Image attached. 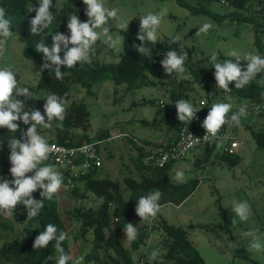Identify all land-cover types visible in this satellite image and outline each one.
<instances>
[{
  "label": "rangeland",
  "instance_id": "obj_1",
  "mask_svg": "<svg viewBox=\"0 0 264 264\" xmlns=\"http://www.w3.org/2000/svg\"><path fill=\"white\" fill-rule=\"evenodd\" d=\"M58 5L69 4L80 13L85 21L86 5L82 0H56ZM185 5L176 0H103L105 7L118 9L116 19H110L107 27L113 39L120 37L121 44L115 48L104 43L103 26L96 29L100 39L91 50L100 63H117L122 53V31L117 23H127L139 31L140 17L148 13L165 14L157 29V41L165 42L175 36L180 42L193 49L191 64L202 68L203 72L215 73L214 63H223L226 59H236L230 55L236 51L241 61L248 53L257 54L254 45L256 16L245 11H234L232 7L220 6L209 0H183ZM38 0H29L28 9L38 7ZM226 15V16H225ZM225 16L223 19L219 17ZM245 16L247 17L245 19ZM254 19V21H253ZM209 23L212 27L207 33L197 35L199 28ZM128 26V27H129ZM259 41L264 44V31L258 32ZM4 51L0 53V68H10L18 78L19 86L34 89V97L45 100L49 93L37 89L41 69L34 61L25 57L23 44L19 36L12 34L4 38ZM216 59L213 60L212 57ZM147 73L139 87L128 90L124 84L116 85L109 79L93 86V95L86 93L79 82L70 85L69 97L64 107L71 101L85 104L89 112L87 136L92 141H99L97 146L101 155V166L97 169L96 179L116 180L120 183L124 199L130 197L122 181L125 177L137 179L134 159L137 149L129 141L131 137L144 142H158V137L169 136L168 126L162 119V111L169 102V95L178 90L177 83L183 80L182 93L187 94V101L206 99L212 106L216 103H229L231 112H238L250 99H243L237 94H226L217 86L205 82L197 83L191 76L174 72L171 76ZM264 105V97L253 100ZM159 102H163L160 106ZM61 128V120H54L51 128L38 126V132L46 140L55 141V130ZM263 137L259 145L254 137ZM72 135H80L81 130L73 129ZM239 147L236 155L239 163L230 167L221 160L219 147L212 150L208 162L201 159L203 149L196 148L188 152L185 159L173 163L169 172L172 184L177 189L160 206V212L154 218L141 220L135 213L130 223L138 230L142 229L144 238L133 249L134 241H128L124 230L118 236L119 242L130 251L133 264H152L163 261L164 251L160 248L162 230L160 222L183 229L187 239L197 250L205 264H264V252L248 251L252 237H244L245 232H254L264 244V111L250 115L236 132ZM118 136V137H117ZM183 172L182 181L174 179L176 172ZM77 192V193H76ZM76 192L59 190L54 194L58 202L62 221L69 233V249L73 264H92L86 256L100 257L102 250L93 246L91 229L82 232L81 225L74 217L78 209L96 210L102 199L90 192H83L80 184ZM83 192V193H82ZM80 194V195H79ZM82 194V196H81ZM160 201V200H159ZM246 201L250 205L247 221L235 217L231 207L233 202ZM22 204L14 212L5 216L4 221L12 231H0L1 241L21 234L23 224L19 221ZM235 217L236 223L232 224ZM115 222H112L113 228ZM127 224H125L124 229ZM159 250L153 260L151 252ZM45 264H55V259Z\"/></svg>",
  "mask_w": 264,
  "mask_h": 264
},
{
  "label": "trees",
  "instance_id": "obj_2",
  "mask_svg": "<svg viewBox=\"0 0 264 264\" xmlns=\"http://www.w3.org/2000/svg\"><path fill=\"white\" fill-rule=\"evenodd\" d=\"M179 4L185 5L183 0H176ZM224 7H232L234 11H245L252 13L256 16L255 20V40L254 45L257 50V55L264 57V44L259 41L258 32L262 30L264 22V0H224L227 5L220 4V0H209ZM29 0H0V7L6 11V19L11 21V32L19 36V41L23 44V53L25 57L34 61L41 69L44 63L43 54L38 53L35 48L36 44L44 42L49 48L52 45L51 35L55 32L64 35H70L67 28L68 17L76 14L78 18L85 22L84 17L77 12L69 4L58 5L56 0H52L51 11L53 13V22L45 31L39 35H33L30 31V21L35 16V12L29 14L26 8ZM39 7V5H38ZM226 16V15H225ZM225 16L219 17L223 19ZM247 17L245 16V19ZM254 21V19H253ZM263 31V30H262ZM138 31L131 26L122 31V53L120 54L117 63H100L94 53L91 55V63L77 64L73 68L61 67L63 78L57 80L55 78L54 70L41 71V77L37 82V89L44 90L49 94L59 95L63 102L69 97L70 85L73 82H79L85 89L86 93L93 95V86L102 83L105 79L111 80L116 85L124 84L128 90L139 87L143 82L147 73L164 76L161 69V61L164 55L169 50H176L178 53L183 48L187 51L188 56L185 60L186 72L182 73L186 76H191L194 81L199 84L209 83L210 86H217L214 74L210 71L203 72L202 68H198L191 64L193 49L183 45L180 40L177 43H172V39H167L165 42L157 41L156 44L146 42L145 46L151 50L150 55L145 56L138 53L133 45H140L142 42L137 39ZM71 46V45H70ZM63 58L64 53H60ZM233 63H237L236 59H230ZM242 70L247 69L248 61H238ZM16 75V74H15ZM17 78V75H16ZM18 81V78H17ZM183 80L177 83L178 90L169 95V102L164 106L162 111V119L168 126V130L172 134L183 126L177 118V110L175 102L181 99L187 100V94L182 93ZM18 87H27L19 86ZM33 93L31 99L26 100V110L37 109L44 114V104L46 100H38L34 97V89L27 87ZM229 93L237 94L243 99L258 100L264 97V72L257 74L248 85L243 88H235V84L230 83ZM228 94V93H226ZM16 94L14 93V96ZM17 99L24 100V97L17 96ZM261 113V112H260ZM54 121V120H53ZM17 123L24 125L22 121ZM29 127L30 125H24ZM89 112L85 104L81 102L71 101L65 106L64 119L61 120V128L55 131V142L68 146H79L92 141L87 136L89 129ZM73 129L81 130L80 135H72ZM17 132H10L6 128H0V178L5 180H12L9 169L11 164L9 161L10 148L9 141L15 138ZM254 137L259 145L263 142L258 134ZM131 142V141H130ZM132 143V142H131ZM133 144V143H132ZM135 147V146H134ZM212 154V148H204L201 159L208 162ZM140 155H137L135 161V168L137 171V179L125 177L122 181L125 189L130 193L128 199H124L120 183L116 180L109 179H96L94 175L96 170L91 171L82 178L83 192L87 191L102 199L101 204L96 210L92 209H78L74 217L79 221L82 232L91 229L93 232V246L102 250L100 257L86 256V260L93 261L92 264H133L130 251L122 246L118 240V236L124 230V226L130 223L133 214L136 213L135 209L138 199L141 196H146L155 190H160L162 196L159 204L161 205L168 198L171 197L177 189L181 186L172 184L169 178V172L172 164H167L163 168L146 167L141 164ZM221 160L228 163L230 167L236 166L240 158L238 155H221ZM50 165L48 159L43 161L38 166ZM28 175H34V171ZM12 186V185H10ZM78 187L71 192H76ZM42 189H37L33 194L36 200L41 199ZM82 192V193H83ZM77 193V192H76ZM80 195V194H79ZM82 196V194H81ZM44 206L40 209L39 214L34 218H27V208L22 204V212L19 214V221L23 224L21 234L15 235L8 240L1 241L0 245V264H45L51 256L55 260L58 258L59 253L55 250V242H50L45 248L34 249L33 243L35 238L44 231L45 226L49 223L56 226L58 232H67V229L62 221L57 200L52 196L50 200L44 199ZM9 215V214H8ZM4 214H0V231H12L7 224L1 221L5 220ZM119 221L111 228L112 222L115 218ZM160 229L162 230V239L160 248L164 251L163 261H153L152 264H205L197 250L193 247L191 242L187 239L186 233L183 229L170 225L165 221L160 222ZM69 237V233H68ZM144 238L142 229L138 230V238L134 241L133 249H136L140 241ZM62 247L64 253L70 255L68 238L63 242ZM67 264H73L69 260Z\"/></svg>",
  "mask_w": 264,
  "mask_h": 264
},
{
  "label": "clouds",
  "instance_id": "obj_3",
  "mask_svg": "<svg viewBox=\"0 0 264 264\" xmlns=\"http://www.w3.org/2000/svg\"><path fill=\"white\" fill-rule=\"evenodd\" d=\"M39 7H31L28 12L35 11L34 18L30 21V31L33 35H39L45 31L53 22L54 16L51 11L52 0H38ZM86 5L85 15L88 20L82 22L76 14L68 17L67 28L70 35H64L55 32L51 35L52 45L49 48L40 42L36 44L35 50L43 54L44 63L41 71L47 69L54 70L55 78L61 80L63 72L61 67L73 68L78 63H91V50L96 42L100 39V33L96 29L103 26V34L106 39L104 43L112 48L121 44V38L113 39L109 35L110 28L106 25L110 19H116L118 9L105 7L103 0H82ZM165 13H148L140 17V28L137 33V39L142 43L133 45L135 50L145 56L150 55L151 50L145 46L146 42L152 44L157 43V29L161 24L162 17ZM6 11L0 7V53L4 51L3 45L5 39L12 35L11 21L6 19ZM120 29L128 28L127 23H117ZM212 27L209 23H204L196 33H207ZM179 36L172 39V43H177ZM71 45V46H70ZM63 52V58L60 53ZM230 55L236 58L237 63H233L230 59L224 60L223 63H214V78L217 87L225 93H229L231 89L229 84H235V88H243L248 85L257 74L264 72V57L257 54L248 53L244 60L248 61L247 69L242 70L238 61L240 60L238 53L232 51ZM188 53L183 48L178 53L176 50H169L165 53L164 59L160 62L165 70V74L171 76L174 72L185 73L187 70L184 66ZM216 59L215 56L212 57ZM14 93L16 94L14 96ZM17 96L24 97V100L17 99ZM33 93L27 87H18V81L15 73L10 68H0V128H6L10 132L20 130L18 121H22L24 125H30L23 133V142L21 139L12 138L9 141L10 155L9 161L11 168L9 169L12 180L0 178V214L8 215L14 212L18 204H23L27 208V218H34L39 214L40 209L44 206V199L50 200L62 186L63 177L61 173L55 171L52 166H38L47 160L53 148L46 139L39 134L38 126L51 128L53 120H63L65 107L62 98L57 94H49L44 104V114L37 109L26 110L25 101L31 99ZM177 110V118L181 123L191 122L196 118L197 110L187 100L181 99L175 102ZM232 105L229 103L213 104L202 123V127L206 130L204 139L209 137L216 139L222 126L236 125L239 126L240 118L247 115L246 106H241L238 112H231ZM231 113V115H229ZM198 140V139H197ZM2 147V146H0ZM34 171V175H28ZM183 172H176L174 179L182 181ZM12 185V186H10ZM80 186V185H79ZM78 186V187H79ZM42 189L41 199L36 200L32 194ZM162 196L160 190H155L146 196L138 199L136 206V214L141 220L154 218L160 212L159 200ZM240 221L244 222L249 219L250 205L244 202H233L231 207ZM235 217L232 224L236 223ZM126 239L135 241L138 238V229L131 223H127L124 229ZM244 237H252L247 250L255 252H264V244L254 232L248 231L243 234ZM68 238V233L60 231L55 225L49 223L45 226L44 231L35 238L33 243L34 249L45 248L50 242H55V250L59 253L55 264H67L72 259L70 255L64 253L62 247L63 242ZM159 255V250L151 252V258L155 260ZM53 258L50 256L49 260Z\"/></svg>",
  "mask_w": 264,
  "mask_h": 264
},
{
  "label": "built area",
  "instance_id": "obj_4",
  "mask_svg": "<svg viewBox=\"0 0 264 264\" xmlns=\"http://www.w3.org/2000/svg\"><path fill=\"white\" fill-rule=\"evenodd\" d=\"M220 4L227 5L224 0H220ZM262 30L264 31V22L262 24ZM159 103L160 106L164 105L163 102ZM191 103L197 110L196 118L191 121L195 125L191 126L185 123L176 131L169 143H148L133 137L129 139L137 149L138 154H141L140 160L143 166L163 168L167 164L173 165L176 161L185 159L188 152L196 148L203 150L204 148H212L214 150L216 147H219L221 155H235L240 145L236 134L237 130L250 115L264 111V105L262 103L251 100L245 105L247 115L240 118L239 126L224 125L216 139L209 137L205 140L206 130L202 127V123L211 105L206 99L202 98ZM26 130L27 127L21 125L15 138L21 139L23 142V133ZM46 141L50 146H55L48 157V161L53 169L61 173L63 177V183L60 189L62 191L76 189L81 184L84 176L91 171H97L101 166V155L97 146L98 142H88L79 146H68L58 144L55 141ZM118 221V217L114 219L115 223Z\"/></svg>",
  "mask_w": 264,
  "mask_h": 264
},
{
  "label": "crops",
  "instance_id": "obj_5",
  "mask_svg": "<svg viewBox=\"0 0 264 264\" xmlns=\"http://www.w3.org/2000/svg\"><path fill=\"white\" fill-rule=\"evenodd\" d=\"M187 124L191 125V126L195 125L193 122H187ZM169 132H171V131H169ZM174 135H175L174 133L173 134L171 133L169 136H166V137H158V142H153V143H156V144L169 143L172 140Z\"/></svg>",
  "mask_w": 264,
  "mask_h": 264
}]
</instances>
